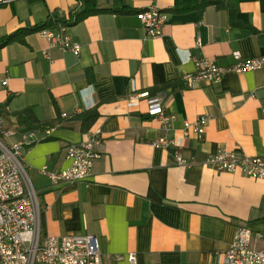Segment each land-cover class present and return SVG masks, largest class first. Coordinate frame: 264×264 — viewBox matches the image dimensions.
Returning a JSON list of instances; mask_svg holds the SVG:
<instances>
[{
    "label": "crops",
    "instance_id": "crops-1",
    "mask_svg": "<svg viewBox=\"0 0 264 264\" xmlns=\"http://www.w3.org/2000/svg\"><path fill=\"white\" fill-rule=\"evenodd\" d=\"M119 0L126 12H101L63 26L80 46L47 49L35 28L56 12L67 17L77 0H19L0 5V37L32 28L24 42L0 47V114L13 144L27 131L32 143L22 150L27 174L38 193L42 238L94 234L102 264H221L215 257L233 241L236 228L253 233L264 248V178L218 172L203 165L218 148L264 160V66L226 71L213 83L190 86L193 58L230 67L231 53L242 59L264 55V0ZM106 7L113 0H100ZM154 5L165 14L161 34L148 37L137 12ZM179 9L175 11L174 9ZM62 25L49 27L59 29ZM6 80L2 85L1 81ZM159 97L170 126L148 113V97L129 102L131 94ZM30 109L24 118L17 114ZM97 111L82 127V116ZM207 114L200 139L184 136V121ZM102 130V156L87 182L53 185L40 172L69 166L66 148ZM165 137L179 145L154 147ZM193 161L175 163L174 153Z\"/></svg>",
    "mask_w": 264,
    "mask_h": 264
},
{
    "label": "built area",
    "instance_id": "built-area-1",
    "mask_svg": "<svg viewBox=\"0 0 264 264\" xmlns=\"http://www.w3.org/2000/svg\"><path fill=\"white\" fill-rule=\"evenodd\" d=\"M19 0H0V5H9ZM137 19L143 25L148 37L161 34L165 14L154 5L137 12ZM38 32L46 38L49 48L68 50L78 54L80 46L73 42L65 32L59 29L41 28ZM235 63L230 67L217 64L208 58H193L195 71L186 73L183 79L193 86L199 81L213 83L226 71L243 72L264 66V55L242 59L239 51L231 53ZM2 85L6 80L1 81ZM139 96L148 97V113L157 116L165 128L170 126V117L165 115L159 97H150L147 92L131 94L129 102H136ZM209 121L207 114H200L194 121H184V136L194 134L200 139ZM5 128V118L0 114V264H102L99 244L94 234H68L63 236L40 235L38 193L27 174L22 150L32 143L33 132L27 131L13 144L5 141V136L14 134ZM104 138L99 127L90 129L84 140L69 144L66 157L69 166L64 170L46 174L53 185L87 182L92 174L94 162L102 156ZM154 147L170 148L179 145L174 139L159 137L153 140ZM175 163L189 168L193 161L185 159L181 153H174ZM204 166L227 173H240L252 178H264V160L259 156H248L225 148H218L209 153ZM263 234L253 233L249 227L240 225L236 228L232 243L217 251L215 257L221 264H264V248L252 245L254 238L261 239ZM128 261L135 264V254L128 253Z\"/></svg>",
    "mask_w": 264,
    "mask_h": 264
},
{
    "label": "trees",
    "instance_id": "trees-1",
    "mask_svg": "<svg viewBox=\"0 0 264 264\" xmlns=\"http://www.w3.org/2000/svg\"><path fill=\"white\" fill-rule=\"evenodd\" d=\"M77 1H79L82 4L81 9L71 10L67 17L59 16L56 12H53L47 18V20L39 27L35 28V30H39L41 28L56 27L57 25L71 26L89 15L98 14L101 12H126V7L124 5L116 4L118 3L119 0H113L114 3L111 7L103 6L100 0H77ZM207 5H215L218 8L226 7L229 12L230 20L234 22L235 8L232 7V5L228 6L226 3L220 2L219 0H204L201 3V5L197 7L200 13L202 12L203 8ZM174 10L179 11V9L176 8ZM33 30L34 29L32 28L19 29L11 34L0 37V47L13 41L24 42V36ZM28 113H31V110L27 108L19 112L17 115L20 116V118H24V116H26ZM96 117H97V111L95 109L86 112L82 116V120H81L82 127L91 124Z\"/></svg>",
    "mask_w": 264,
    "mask_h": 264
}]
</instances>
